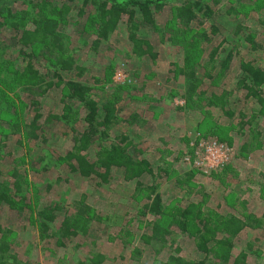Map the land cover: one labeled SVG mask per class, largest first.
<instances>
[{
	"label": "trees",
	"instance_id": "trees-1",
	"mask_svg": "<svg viewBox=\"0 0 264 264\" xmlns=\"http://www.w3.org/2000/svg\"><path fill=\"white\" fill-rule=\"evenodd\" d=\"M181 1L179 4L176 0H80L82 6H77L76 15L80 20L86 19L85 30L92 31L96 36L92 40L95 50L102 45L108 46L111 39L120 34L118 31L121 27L128 30L132 55L142 60L153 62L159 56L152 43L144 38L145 33L150 31H159L167 44L184 47L183 64L176 62L172 64L175 69H170L178 82L177 86L180 84V88L184 87L183 93L177 91L180 98L185 99L196 110L216 106L221 108L224 116L233 117L235 109L229 110L224 102L230 93L221 91L223 93L218 95L212 92L210 99H207L206 93L199 92V88L205 83L201 74L202 67L206 69L205 77L215 85L216 80H222L235 71L237 66L234 67L233 63L240 45L250 44L253 49H263L264 45L256 42V34L245 28L243 22L233 21V25L226 27L220 20L217 21L213 5L207 0ZM259 1L264 6V0ZM73 3L74 0H70V4L64 0H29L27 4L30 8L24 11L20 5L25 3H21V0H0V40L7 31L11 35L10 45L3 44L0 47V62L6 65L15 50L26 63L25 67H9L5 78L12 87L34 99L31 104L35 111L34 118L23 128L13 124V130H6L4 125L9 126V123L3 122L7 121L4 117L6 111L0 110V173L4 166L1 162L4 160L5 148L7 149L6 142L15 134L23 132L32 140L38 141L44 138L50 125L60 123L66 136L72 133L70 149L57 159L60 165L66 166L69 177L64 181L58 177L55 184H47V193L55 191L54 187L58 186L59 181L67 184L74 177L76 180L93 183L100 189L105 188L114 179L115 173L121 172L125 182L136 185L137 194L145 192L147 195L148 200L140 212L142 217L151 216L152 220L146 222L147 232L140 238L142 244L152 247L156 255L163 254L167 249L172 250L160 264H252L249 256L257 253L254 244L248 243L247 249H239L236 240H239L245 230L264 228V217L248 214L247 202L238 200L235 193H230L223 199L228 208L238 203L244 214H221L207 207L211 193L205 192L206 186L193 189V180L200 173L197 169H190L172 184L173 188L186 190L185 198L170 200L159 192L156 171L166 177L169 176L171 166L163 161L164 166L155 168L152 159L146 157L131 134H117L116 129L122 123H141L140 116L134 114L123 120L117 108L122 101L120 96H115L113 100H98L91 94L89 79H82L87 68L80 65V59L75 56L74 49H69L61 33V28L69 25L67 17L74 9ZM167 5H174L170 11L171 19L167 22L175 32L169 30L167 22L159 23L158 18L163 16ZM229 9L228 14L233 10L235 15H239L236 7L231 6ZM204 22L211 23L209 31L204 30ZM261 24L264 26V20H261ZM218 34H223L225 38L219 45L209 49L208 44ZM4 49L7 50L2 51ZM37 63L45 64L46 74L37 69ZM239 69L242 79L239 86L245 89V98H253L258 103L257 111L248 122L251 128L242 135L252 136L255 132L259 135L261 128L257 129L258 124H254L259 120L264 121V68L251 62H240ZM52 93L62 96L59 98L61 110L49 112L45 116L41 105ZM1 94L0 90V99H3ZM1 105L2 101L0 107ZM176 109L183 110L181 107ZM241 117L247 118L244 114ZM241 123L242 127L246 125L243 120ZM238 133L233 137L236 138ZM255 141L258 139L254 135L246 139L241 152L249 151ZM226 173L224 171L223 174ZM7 174L4 180L0 179V220L8 211L15 224H22L27 220L37 223L45 238L57 239V244L63 249L68 248L74 239L89 236L93 225L105 222L104 218L97 216L95 208L87 201V195L74 203V210L70 214L64 207L65 200L43 205L36 202L34 205L29 190H34L35 186L37 192L41 183H29L27 174L18 167L11 168ZM148 177H153L154 184L145 187ZM184 200L186 202L182 206L181 202ZM11 234L12 230L0 222V264H10L11 261L12 264H22L12 254ZM128 237L127 241L135 239L134 235L128 234ZM187 244L192 249L190 258L183 254L182 245ZM135 253L139 256L142 254L138 249ZM105 261L103 254H96L86 257L79 264H103Z\"/></svg>",
	"mask_w": 264,
	"mask_h": 264
},
{
	"label": "rangeland",
	"instance_id": "rangeland-1",
	"mask_svg": "<svg viewBox=\"0 0 264 264\" xmlns=\"http://www.w3.org/2000/svg\"><path fill=\"white\" fill-rule=\"evenodd\" d=\"M64 1L70 4V0ZM176 1L180 2L179 4L182 3L181 0ZM207 1L213 5L218 16L217 21L220 20L227 25L226 27L233 21L243 22L245 28L256 34V42L264 45V26L261 24V20H264V6L259 0ZM28 2L29 0H21V3H25L23 6L20 5L22 10L30 8ZM217 2L219 3L216 4ZM73 6L72 13L67 17L69 25L62 27L61 33L69 49H74L75 56L80 59V65L87 68L82 79H89L88 86L91 88V94L98 100L103 101L106 98L113 100L115 96H120L122 101L117 108L123 120H127L134 114L140 116L141 123L134 125L122 123L116 131L117 134H131L134 142L145 152L146 157L152 159L151 162L155 168L164 166L163 161L171 166L169 176L162 177L161 173L156 171L159 192L170 200H183L186 190L173 188L172 184L190 169H197L200 173L193 180V189L206 186L205 192L211 193L210 199L207 200V207L221 214L226 212L232 215L244 214L238 203L228 208L223 199L226 195L235 193L238 200L247 202L248 214L263 218L264 121L259 120L254 124L255 126L258 124L257 129L261 128V131L255 129L261 134L258 135L257 132L253 134L258 141L252 144L249 151L241 152L242 144L249 137H253V135L242 134L251 128L248 122L257 111L258 103L253 98H245L246 91L239 86V81L242 80L239 67L240 62H251L264 68V48L253 49L250 44L240 45L239 53L236 54L233 63L234 67L237 66L235 71L222 80H216L215 85L211 79L205 77L206 69L202 67L201 74L205 83L199 88V92L206 93L207 99H210L212 92L218 95L223 93L221 91L230 93L224 102L229 110L235 109L233 117L224 116L221 108L216 106L196 110L194 106L188 105L185 99L180 98L184 87L180 88V84L177 86L178 82L174 74L170 73V69H175L172 64L176 62L183 64L184 47L167 44L159 31H150L145 33L144 38L152 43L159 52V56L157 61L153 62L142 60L132 55L128 30L121 27L118 31L120 36L117 35L111 39L108 46L102 45L95 50L92 47V40L96 39V36L92 31L85 30L86 19L80 20L76 15L77 6H82L80 0H74ZM173 6L167 5L163 16L158 18L160 24H165L171 19L170 11ZM231 6L236 7L238 16L233 10L231 14H228ZM210 24V22H204L202 25L204 30L209 31ZM166 26H169V30L171 29L169 22ZM171 31L175 32V29ZM9 32L3 34L0 47L3 44L10 45ZM224 38L223 34H218L213 42L208 44V48L219 45ZM5 50L7 49L2 51ZM10 58L6 65L0 62V90L3 98L0 99L2 101L0 110L6 111L4 117L7 121H3L9 123V126L4 125L6 130H13L11 128L13 124L23 128L25 124L30 123L35 114L34 106L31 104L34 99L21 93L18 88L12 87L6 81L5 75L9 67L14 69L15 65L26 66L24 59L17 51H12ZM37 69L42 74H46L44 63H37ZM262 91L264 95V88ZM61 97L52 93L48 99L45 98L41 105L42 113L46 116L49 112H60L59 98ZM178 107L183 110H177ZM241 114L247 118H242ZM242 120L246 122L243 127ZM49 129L44 135L45 141H43L44 138L34 141L22 132L15 134L6 142L7 149L5 148L4 160L1 162L4 166L1 167L0 179L4 180L11 168L18 167L20 171L27 174L29 183H41V187L38 185L37 192L35 186L34 190L33 188L29 190V196L32 201L34 200V205L36 202L43 205L65 200L64 207L69 210V214L74 210V203L83 195H87V201L95 208L97 216L104 218L105 222L93 225L89 236L76 238L69 243L68 248L63 249L57 244V239L45 238L39 224L28 220L22 224H15L6 211L0 222L12 230V254L17 256L14 257L17 262L79 264L86 257L103 254L106 257L103 264H153L154 262L160 264L164 256L167 257L172 250L167 249L163 251V254L156 255L152 247L142 244L140 238L147 232L146 222L152 220L151 216L142 217L140 212L148 200L147 195L145 192L137 194L136 185L125 182L121 172L115 173L114 179L105 188L100 189L93 183L76 180L77 178L74 177L67 184L59 181L58 186L54 187L55 191L47 193V184H55L58 177H61L62 181L69 177L65 170L66 166L60 165L57 159L59 156H64L70 149L69 140L72 135L69 131L70 136H66L60 123L50 125ZM236 133L239 135L235 138L233 136ZM213 140L230 150L229 154L226 152L227 160L218 161L223 158L221 154L216 156L217 160H213L212 155L205 151L202 145L209 144ZM211 162L215 164L210 165ZM224 171L227 175L223 174ZM152 182L153 177H148L145 180V187L154 184ZM185 202V200L181 202V205H185ZM108 218L110 220L107 221ZM128 234L134 235L135 239L127 241ZM236 243H239V249H247V244L253 243L257 253L249 256L250 263L264 264V228L243 231ZM182 248H184L183 254L190 258L192 249L189 244L182 245ZM136 249L142 252L141 256L135 253ZM9 263L12 264V261Z\"/></svg>",
	"mask_w": 264,
	"mask_h": 264
},
{
	"label": "built area",
	"instance_id": "built-area-1",
	"mask_svg": "<svg viewBox=\"0 0 264 264\" xmlns=\"http://www.w3.org/2000/svg\"><path fill=\"white\" fill-rule=\"evenodd\" d=\"M204 146L205 151H208V153L210 155H212V158H214L213 160H217L216 156L218 154L222 155V160H218V161H224L227 160V156H226V152L229 154L230 150L226 149L222 144L217 143L216 141L213 140V142L209 143V144H205L202 145ZM215 163H212L210 165H214Z\"/></svg>",
	"mask_w": 264,
	"mask_h": 264
}]
</instances>
